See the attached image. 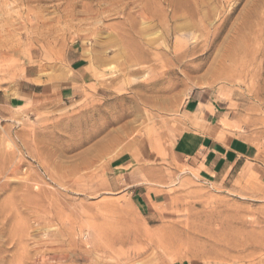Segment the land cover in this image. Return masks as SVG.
I'll list each match as a JSON object with an SVG mask.
<instances>
[{"label":"rangeland","instance_id":"obj_1","mask_svg":"<svg viewBox=\"0 0 264 264\" xmlns=\"http://www.w3.org/2000/svg\"><path fill=\"white\" fill-rule=\"evenodd\" d=\"M0 264H264V0H0Z\"/></svg>","mask_w":264,"mask_h":264},{"label":"crops","instance_id":"obj_2","mask_svg":"<svg viewBox=\"0 0 264 264\" xmlns=\"http://www.w3.org/2000/svg\"><path fill=\"white\" fill-rule=\"evenodd\" d=\"M73 70L84 68L82 64L74 62ZM246 153L238 144H227L226 146L216 145L209 136L197 137L194 133L185 132L173 144V155L185 161L187 168L215 174L217 169L226 167L229 162L235 164L240 157ZM141 208H147L152 203L156 204L157 197L152 196L146 190L141 193H131Z\"/></svg>","mask_w":264,"mask_h":264},{"label":"bare ground","instance_id":"obj_3","mask_svg":"<svg viewBox=\"0 0 264 264\" xmlns=\"http://www.w3.org/2000/svg\"><path fill=\"white\" fill-rule=\"evenodd\" d=\"M222 227H223L222 230H219V232L213 233L214 235L212 236V239H211L213 241V244H218V245L223 246L224 248L226 247L228 249H234L237 252H240L239 256L237 257L240 260L249 258L250 255L246 254L247 248L250 247V248L255 250L258 243H252L246 239L243 240L241 238V236H242L241 233L238 234L236 232H233V234L235 235L233 238H236V239L238 238L239 240H237V241H239V242L234 241L233 239L229 238L230 234L226 235V233L232 232L231 224H227L226 227L225 226H222ZM225 258H227V257H225L223 255H217L214 257V259L221 260V261L222 260L224 261Z\"/></svg>","mask_w":264,"mask_h":264}]
</instances>
